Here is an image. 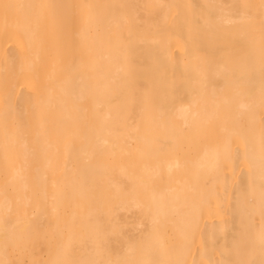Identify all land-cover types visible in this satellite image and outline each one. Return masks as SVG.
<instances>
[{
    "label": "bare ground",
    "instance_id": "1",
    "mask_svg": "<svg viewBox=\"0 0 264 264\" xmlns=\"http://www.w3.org/2000/svg\"><path fill=\"white\" fill-rule=\"evenodd\" d=\"M263 24L264 0H0V185L29 191L0 188V264H264Z\"/></svg>",
    "mask_w": 264,
    "mask_h": 264
},
{
    "label": "rangeland",
    "instance_id": "2",
    "mask_svg": "<svg viewBox=\"0 0 264 264\" xmlns=\"http://www.w3.org/2000/svg\"><path fill=\"white\" fill-rule=\"evenodd\" d=\"M257 25H258V24H257ZM263 25H264V24H263ZM261 26H262V25H261ZM252 28H253V27H252ZM256 31H257V30H256ZM261 32H264V31L261 30ZM251 33L254 34L255 31H254V32H251ZM251 33H250V34H251ZM243 79H244V78H243ZM245 81H246V80H245ZM245 81H244V82H245ZM247 81H248V80H247ZM241 82H243V81H241ZM241 84H243V83H241ZM243 85H244V86H247V84H246V85L243 84ZM239 88H240V87H239ZM241 88L243 89V91H245L244 89L248 90L247 87H246V88H243L242 85H241ZM249 90H250V89H249ZM240 91H241V90H240ZM243 91H242V92H243ZM232 92H233V91H232ZM232 92H231V93H232ZM236 92H237V91H236ZM252 93H253V90H252ZM235 95H238V94L234 93V95H231V97L234 99ZM233 96H234V97H233ZM262 96H263V95H261L260 97H262ZM237 97H238V96H236V98H237ZM236 98H235L233 101H235ZM228 99H229V98H228ZM228 110L230 111V109H228ZM234 118H235V117H234ZM236 119H237V118H236ZM236 119H235V120H236ZM238 124H239V122H238ZM236 127H237V126H236ZM236 127H235V128H236ZM240 127H241V126H240ZM237 128H238V127H237ZM240 129H241V128H240ZM238 130H239V129H238ZM235 131H236V130H235ZM236 133H237V131H236ZM230 135H231V134H230ZM234 135H235V136H234ZM234 135H233V139H234L236 136L238 137V133H237V134H234ZM244 135H245V134H244ZM245 136H246V135H245ZM229 137H230V136H229ZM247 137H248V135H247ZM247 137H245V139L243 140V144L245 143L244 141H245L246 139H248ZM228 139H232V138H228ZM235 139H237V138H235ZM235 139L233 140V144H234V143L237 144V142L235 141ZM234 141H235V142H234ZM237 141H238V139H237ZM228 142H229V140H228ZM229 144H230V143H229ZM243 144H242V145H243ZM234 145H235V144H234ZM245 145H246V144H245ZM246 159H247V158H246ZM246 159H245V160L243 159V160H244L243 163H245V162L247 163ZM248 161H249V160H248ZM249 163H250V162H249ZM236 164H237V161H236V163H235V166H236ZM246 165H247V164H246ZM69 169H70V168H69ZM53 170H54V169H53ZM53 170H52V171L49 170V173L54 174V173H53ZM60 170H61V169H60ZM60 170H59V171H60ZM62 170H63V174L66 176V177H65V176L62 175V176H63V178H62L63 180H61L60 176H57V177L60 178V179L58 178V180H56L57 177L54 178V177L58 174V169H57V170H56L57 172L54 170V171L56 172V175H55V174H54V175L51 174V175L53 176V180L50 179V175H49V179H47L48 177L46 178V179L48 180L46 184H48V183L50 182V180H51V183H50V184H52V186L54 187V185H53L54 183H53L52 181L56 180V182H57V181L60 180V181H63V183L61 182V183H62V184H61L62 186H63L64 183H65V185H68V186L65 187V189L68 191L69 185H70L71 183L73 184V182L75 181V180H74L75 177H77V178H75L76 181L78 180V177H80L78 181H81V176H79L80 173L77 174V172H76V171H78L77 169H76V171L73 170L72 168L70 169L71 172H72V170L76 172V173L73 172L74 175H72V176L74 177V178H73L74 181H73V180H70L72 177H71V178L69 177L70 179H67V176H69V175H68V173H66V172H69L70 170L65 169L66 172L64 171V169H62ZM67 170H68V171H67ZM60 172H62V171H60ZM64 172H65V173H64ZM71 172H70V176H71V174H72ZM8 173H9V172H7V174H5L6 177H7V176L9 177ZM10 173H11V172H10ZM12 173H13V174H12ZM12 173H11V174L14 176V175H15V174H14L15 172H12ZM19 173H20V172H19ZM19 173L16 172V174H18V175H19ZM25 173H26V172H25ZM25 173H24V174H25ZM27 173H28V172H27ZM32 173H33L34 176H35V173H36V172H35V173L32 172ZM37 173H38V174H37V177H38L39 175H40V176H43V174H46V172H45V173L41 172L40 174H39V172H37ZM49 173L47 172V174H49ZM2 174H4V173H2ZM20 174H22V173H20ZM28 174H29V173H28ZM41 174H42V175H41ZM61 174H62V173H61ZM66 174H67V175H66ZM58 175H60V173H59ZM75 175H76V176H75ZM77 175H78V176H77ZM13 176H10V177L12 178ZM21 176H22V175H21ZM27 176H28V175H27ZM30 176H32V174L29 175V177H30ZM40 176H39V177H40ZM46 176H47V175H44V176H43V180H44V178H45ZM2 177H3V178H2V179H3V182H1V184L3 185V183L6 182V179H7V178H4V175H2ZM15 177L18 179L17 176H15ZM15 177H14V179H16ZM23 177H24V176H23ZM37 177H36V179H35L34 177H33L34 179H33V178H32V179H33L34 181H37V180L39 179V177H38V179H37ZM19 178H22V177H19ZM25 178H27V177H25ZM40 178H42V177H40ZM51 178H52V177H51ZM65 178H66V179H65ZM8 179H10V178H8ZM46 179H45V181H46ZM11 180H12V179H11ZM21 180H23V179H21ZM28 180H29L31 183L33 182V180L31 181L29 178H28ZM28 180L24 179L23 181H24V182H27ZM39 180H40V179H39ZM39 180H38V181H39ZM66 180H67L68 182H71V183H68V184H67V183H66V182H67ZM17 181H20V179H18ZM23 181H22V182H23ZM45 181H44V182H45ZM60 181H59V182H60ZM64 181H66V182H64ZM78 181H77V183H78ZM7 182H8V180H7ZM13 182H15V180L11 182V184H12L13 186H12V185H11V186L9 185L10 187H13V188H11L12 192H13V191H16V189H17V188L19 189V187H20V185H18L20 182H17V183H18V184H17L18 187H17V185H16V186H15L16 189L13 190V189L15 188ZM24 182L22 183V185L24 184ZM40 182L43 183V181H40ZM40 182L38 183V185L40 184L39 189H41V185H42ZM56 182H55V183H56ZM59 182H58V183H59ZM31 183H30V184L28 183V188L30 187L29 185H31ZM6 184H7V183H6ZM9 184H10V182H9ZM15 184H16V182H15ZM25 184H26V183H25ZM33 184H34V183H32V185H33ZM46 184L43 183L44 187H45V188H48V187H47L48 185L46 186ZM74 184H75V183H74ZM79 184H81V183H79ZM79 184H78V186H80ZM2 185H0V188H1V190L3 191V189H5V188H2ZM4 185H5V183H4ZM32 185H31V186H32ZM36 185H37V184H36ZM58 185H59V184L56 183L55 186H57V187H54V188H56L55 190H56L57 192H58V191H59V193L61 192V193H60V198H61L62 196L64 197V195L62 194L64 191H63V192L60 191V190H62L63 188H62V186H61V188H62V189H61L60 186H59V188H60V190H59ZM75 185H76V184H75ZM9 186H8V184H7V187H6V185H5V187L8 189V191H6V192H7V195H6V192H5L6 197L8 196V192H9V191H10L9 194L12 193L11 190L9 189V188H10ZM26 186H27V185H25V187H26ZM72 186H73V185H70V187H71L70 189L73 188ZM3 187H4V186H3ZM8 187H9V188H8ZM35 187H36V186H35ZM67 187H68V188H67ZM74 187H75V186H74ZM22 188L24 189V187H22ZM22 188H20V190H21ZM30 188H31V187H30ZM33 188H34V186H33ZM45 188H44V194H45V197H47L49 191H50L49 194H51V191H55V190H52V189H54V188H52L51 186H49V188H50L51 190H50L49 188L47 189V191L49 190L48 192L46 191ZM76 188H78L77 185H76ZM76 188H75V189H76ZM79 188H80V187H79ZM79 188H78V190H76V191H75V189L73 188V189H74V192H76V193L79 194V193L81 192V189L79 190ZM7 189H6V190H7ZM73 189H72V191H73ZM20 190L17 191V193L19 192L18 194H19L20 196H23V194L26 193V191H27V190H26V191H24L23 193L21 192V193H22V194H21V193H20ZM28 190H30V189H28ZM31 190H33V189H31ZM34 190H36V189H34ZM42 190H43V188H42ZM2 191H1V192H2ZM21 191H22V190H21ZM70 191H71V190H70ZM77 191H80V192H77ZM1 192H0V193H1ZM27 192H29V191H27ZM34 192H36V191H34ZM46 192H47V194H46ZM57 192H55L56 195L58 194L57 196L54 194V192L52 193V194H54V196H55L56 198H55L53 195H51V197L53 196V198L56 199L55 203H57V202L59 201V199H60V198L57 199V197H59V193H57ZM74 192H73V195H76V196H77V194L74 193ZM17 193H12V194L16 195ZM36 193L38 194L37 196H40V195H39L40 192L38 193V191H37ZM36 193H35V194L33 193V194L36 195ZM42 193H43V192H42ZM18 194H17V195H18ZM27 194H28V193H27ZM27 194H26V197L28 196ZM30 194L33 195L32 192H30ZM3 195H4V194H3ZM14 195H13V196H14ZM24 195H25V194H24ZM34 195H33V197H32V200L30 199V201H29L30 203L35 202V201L33 200V199H34ZM69 195H70V194H69ZM69 195L67 196V198H68V197H72V195H71V196H69ZM11 196H12V195H11ZM37 196L35 197L36 199H37ZM49 196H50V195H49ZM65 196H66V195H65ZM76 196H75V198H76ZM78 196H79V195H78ZM80 196H81V193H80ZM4 197H5V196H4ZM4 197H3V198H4ZM45 197L41 195V198L44 199ZM51 197H50V198H51ZM3 198L0 197L1 206H5V207H6L5 203H7V202L9 203L10 195H9V200H8V198H6V199H3ZM17 198H19V197H17V196L15 197V196H14V198H12V201H13V199L15 200V203H13V204H16V203H20V202H21V201H20V202H19V201L16 202V199H17ZM41 198H39V199H41ZM50 198L48 197L49 200H50ZM67 198H65V199H66L65 201L67 202V204H68V203L71 204V205H72V204H73V205L75 204V205L77 206V204L80 203V197L77 198V199H79V200H78V203H77V201H76L77 204L74 202V200L71 201L70 198H69V199H70V202H68L69 200H67ZM20 199L23 201L25 198L22 199V198L20 197ZM20 199H19V200H20ZM27 199H28V198H27ZM27 199H25L26 202H27ZM55 199H52V200H51V201H52L51 204H50V201H47V202H49V203H47L48 205L45 203L46 206L51 205V208H50V206H49V209H52V207H54L53 211L56 210V211H55V215H57L58 213H60L59 215H60V216H63V215L65 214L66 211L68 212V208H69V212L71 213V211H70V207H69V205H67V204H66V206L64 207V208H67V210H66V209H63V210H65V211H63V210L61 209V208L63 207V206H61L63 203L60 204V206H61V208H60V209H61V212H60L59 210H57V208H56V206H55V203L53 202V200H55ZM63 199H64V198H62V200H63ZM72 199H73V198H72ZM77 199H75V200H77ZM6 200H8V201L6 202ZM44 200H45V199H44ZM2 201H3L4 204L2 203ZM10 201H11V200H10ZM13 202H14V201H13ZM26 202H25V204H26ZM29 202H28V203H29ZM39 202H43V201H42V200H39ZM39 202L36 201L34 204L37 203L38 205H41V204H39ZM44 202H46V201H44ZM44 202H43V203H44ZM60 202H63V201H60ZM60 202H59V203H60ZM66 202H65V203H66ZM71 202H72V203H71ZM73 202H74V203H73ZM53 203H54V204H53ZM59 203L56 204V205H59ZM65 203H64L63 205H65ZM2 204H3V205H2ZM34 204H29V206L32 207V206H34ZM37 204L35 205L36 207L38 206ZM52 204H53V205H52ZM9 205H10V203H9ZM9 205H8V206H9ZM20 205H21V204H20ZM20 205H17V207H19V209H20ZM71 205H70V206H71ZM1 206H0V209H1L4 213L10 214L9 216L11 217V219L17 217V216H16V213H17V212H16V209H17V208L12 209L13 207H16L15 205H14L13 207L9 206L11 209H10V208L7 209L8 206H7L6 208H5V207L3 208V207H1ZM21 206H22V205H21ZM23 206H24V204H23ZM23 206H22V207H23ZM25 206H26V205H25ZM25 206H24V207H25ZM41 206H42V205H41ZM41 206H40V208H41ZM60 206H59V207H60ZM79 207H80V206H79ZM79 207H78V208H79ZM26 208H29V207L26 206ZM42 208H43V207H42ZM42 208H41V209H42ZM44 208H45V207H44ZM44 208H43V209H44ZM78 208L76 207L77 211H78ZM29 209H30V208H29ZM32 209H33V207H32ZM37 209H39V208H37ZM37 209L35 208V212L32 210L34 214L37 213V212H36ZM43 209H42V213H41V211L38 210L39 213H41L42 216H40V214H39V216H40V217H39L38 214H36V217H35V218H33V217H34L33 213L30 212L31 209L27 212V213L30 212V214L32 213L33 217H32V216H31V217L33 218L34 221H37L36 219H37V217H39V218H38V219H39L38 221H40V222H38V226H40L39 224H40L41 222H43V223L45 224L44 221L46 220V218H44L45 216H43V211H44ZM47 209H48V208H46L45 212L47 211V212H46V215L48 216L49 212H48ZM71 209H72V208H71ZM5 210H7V212H5ZM21 210H23V209H21ZM24 210H25V209H24ZM24 210H23V212H25L27 209H26L25 211H24ZM72 210H73V209H72ZM17 211H18V210H17ZM19 211H20V210H19ZM51 211H52V210H51ZM53 211H52V212H53ZM12 212H13V213H12ZM15 212H16V213H15ZM63 212H64V214H63ZM69 212H68V214H66V215H68V216H66V215H64V216L69 217V220H72V218H70V216L74 214V213H73L74 210H73V212H72L73 214H71V215L69 214ZM80 212H81V208H80ZM80 212H79V213H80ZM4 213H3V214H4ZM19 213H21V212H19ZM19 213H18V214H19ZM47 213H48V214H47ZM56 213H57V214H56ZM7 214H5V215H7ZM62 214H63V215H62ZM76 214H78V213L75 211V215H74V216H71V217H73V218L76 217ZM44 215H45V213H44ZM51 215H52V214H51ZM53 215H54V213H53ZM69 215H70V216H69ZM79 215H80V217L82 216L81 213H80ZM79 215H78V216H79ZM7 216H8V215H7ZM49 216H50V214H49ZM78 216H77V217H78ZM52 217H53V216H52ZM52 217H50L49 219H51ZM54 217H55V216H54ZM66 217H64V218L66 219ZM80 217H79V218H80ZM7 218H8V217H7ZM40 218H41V220H43V219H45V220L41 221ZM60 218H61V217H60ZM62 218H63V217H62ZM8 219H10V218H8ZM47 219H48V217H47ZM54 219H55V218H54ZM80 219H81V218H80ZM51 220L53 221V219H51ZM63 220H64V219H63ZM52 221L48 220V221H47L48 223L46 222V226H45V228L43 227L44 230H42V227H40V231H38V232H36V233H39V232H41V230H42V234L46 233V235H47L49 232H47L45 229H46L47 226H48L47 229H49V226H50L49 224L54 222V221H53V222H52ZM49 222H50V223H49ZM54 223H55V222H54ZM81 223H82V222H81ZM81 223H80V224H81ZM34 224H36V223H34ZM41 224H42V223H41ZM42 225H43V224H42ZM36 226H37V224H36ZM43 226H44V225H43ZM35 228H36V230H39V229H37V227H35V225H34L33 229H35ZM38 228H39V227H38ZM79 229H80V228H79ZM81 229H82V227H81ZM81 229H80V230H81ZM36 230H34L33 232L35 233ZM44 231H45V232H44ZM48 231H49V230H48ZM43 232H44V233H43ZM82 232H84V230H83ZM82 232L80 231V234H82ZM30 233H32V232H30ZM32 234H33V233H32ZM42 234L40 233L38 236H37V234H35V236L40 237V235H42ZM30 235H31V234H29V235L27 236V238H28ZM47 236H48V235H47ZM47 236H46V237H47ZM80 236H81V235H80ZM83 236H84V235H83ZM33 237H34V236H33ZM33 237H29V238L33 239ZM42 237H43V236H42ZM42 237H40V238H42ZM19 238H20V240H22V239H21L22 237H18V240H16L17 238L15 239L16 242L18 241V242H17L18 245H19ZM44 238H45V234H44ZM47 238H48V237H47ZM47 238H46V239H47ZM81 238H82V237H81ZM81 238H80V240H82ZM23 239H25V237H24ZM38 239H39V238H37L36 240H38ZM71 239H72V238H71ZM71 239H70V242H72ZM26 240L28 241L29 239H26ZM40 240H42V239H39V241H40ZM43 240H44V239H43ZM22 241H23V240H22ZM44 241H45V240H44ZM44 241H42L41 244H43ZM16 242H15V243H16ZM20 242H21V241H20ZM25 242H26V241H25ZM29 242H30V241H29ZM22 243H24V242H22ZM80 243H82V241H81ZM36 244H37V243H36ZM20 245H21V243H20ZM37 245H38V244H37ZM47 245H48V244H47ZM71 245H72V243H71ZM22 246H23V245H22ZM26 246H27V245H26ZM13 247H14V246H13ZM13 247L10 248V252H11L12 249L14 250ZM15 247H16V246H15ZM17 247H18V246H17ZM17 247H16V248H17ZM34 247H35V246H34ZM41 247H42V245H41ZM44 247H45V246H44ZM19 248H20V246H19ZM21 248H22V247H21ZM28 248H31V247H28ZM42 248H43V247H42ZM35 249L37 250V248H35ZM35 249H34V250H35ZM20 250H21V249H19V250H18V249H17V250L15 249L14 251H16V252H11L10 254H16V253H17L18 251H20ZM30 250L33 251V248L30 249ZM48 250H49V249H48ZM48 250H47V251H48ZM39 251H40L39 254H41L42 252L44 253L46 250L44 249L43 251H42V250H39ZM82 251H83V249H82ZM20 252H21V251H20ZM21 253H22V252H21ZM30 253H31V251L29 252V249H28V254H27L28 257L24 255V256L27 258L26 261H28L29 258H32V256H33L32 253H33V252L31 253L32 256L29 257ZM35 253H36V252H35ZM43 253H42V254H43ZM47 253H48V252H47ZM47 253H46V256L50 257L49 254L47 255ZM17 255H18V253L16 254V258L19 256L18 258L20 259V255H18V256H17ZM34 255H35V254H34ZM13 256H14V255H11V257H13ZM24 256H23V257L21 256V257L24 259V258H25ZM40 256H41V255H40ZM43 256H45V254H43ZM13 258H14V257H13ZM18 258H17V262H18V260H19ZM22 258H21V260H22ZM33 258H34V257H33ZM33 258H32V259H33ZM35 258H36V257H35ZM14 259H15V258H14ZM32 259H31V261H32ZM15 260H16V259H15ZM15 260H14V261H15ZM21 260H20V262H21ZM24 260H25V259H24ZM59 260H60V259H59ZM35 261H36V259L33 260V262H35ZM60 261H61V260H60ZM60 261H59V262H60ZM20 262H19V263H20ZM22 262H24V261L22 260ZM33 262H32V263L30 262V264H34ZM15 263H16V262H15ZM24 263H26V262H24ZM36 263H37V262H36ZM54 263L57 264V262H55V261H54ZM54 263H52V264H54ZM62 263H63V262H62ZM17 264H18V263H17ZM26 264H27V263H26ZM49 264H51V263H49Z\"/></svg>",
    "mask_w": 264,
    "mask_h": 264
}]
</instances>
